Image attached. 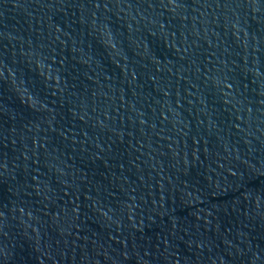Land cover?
<instances>
[{
    "label": "water",
    "instance_id": "water-1",
    "mask_svg": "<svg viewBox=\"0 0 264 264\" xmlns=\"http://www.w3.org/2000/svg\"><path fill=\"white\" fill-rule=\"evenodd\" d=\"M0 264H264V0H0Z\"/></svg>",
    "mask_w": 264,
    "mask_h": 264
}]
</instances>
